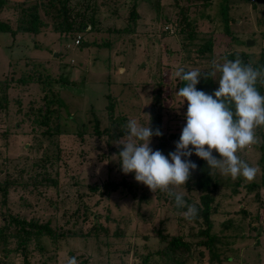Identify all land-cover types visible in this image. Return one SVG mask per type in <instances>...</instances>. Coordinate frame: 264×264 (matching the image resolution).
I'll list each match as a JSON object with an SVG mask.
<instances>
[{"label":"rangeland","instance_id":"obj_1","mask_svg":"<svg viewBox=\"0 0 264 264\" xmlns=\"http://www.w3.org/2000/svg\"><path fill=\"white\" fill-rule=\"evenodd\" d=\"M0 1V21L16 32L0 31V187L11 185L7 197L0 192V230L13 215L48 223L59 236L56 244L42 240L47 251L41 254L35 241L18 246L3 231L0 264H67L71 257L78 264H173L159 233L192 244L184 253L188 264H264V127L255 129L258 143L237 153L259 168L253 181L213 170L218 187L212 195L220 210L213 230L232 240L216 258L204 249L198 255L193 244L200 226L176 212L174 198L151 192L134 173L124 174L119 157L128 140L127 122L136 119L147 126L157 113L164 138L153 136L149 146L166 157L175 151L188 108L177 94L178 68L207 73L213 60L222 64L225 58L259 68L264 0H67L69 34L56 32L52 17L43 16L47 0ZM133 4L136 23L129 19ZM34 6L46 26L24 32ZM78 36L81 45L75 46ZM219 79V72L210 80L202 76L200 82L205 81L196 87L212 94ZM256 86L264 95V84ZM52 95L60 100L59 134L44 136L38 110ZM108 96L116 102L109 114ZM96 122L103 136L95 135ZM50 128L57 130L55 123ZM116 132L124 136L110 138ZM213 155L219 158L215 150ZM198 158L193 152L188 159ZM112 183L122 186L107 195L104 186ZM252 185L256 190L248 191ZM235 188L238 194L231 197ZM175 191L199 206V192L183 186ZM243 205L246 215L240 214ZM227 222L228 230L223 228ZM98 228L108 230L102 244L103 236L89 234Z\"/></svg>","mask_w":264,"mask_h":264},{"label":"clouds","instance_id":"obj_2","mask_svg":"<svg viewBox=\"0 0 264 264\" xmlns=\"http://www.w3.org/2000/svg\"><path fill=\"white\" fill-rule=\"evenodd\" d=\"M211 68L210 72L202 73L180 67L175 73L179 81L187 82L177 94L188 102L186 125L175 142V151L166 157L160 150H153L149 145L153 136L162 135L160 129L153 130L150 122L145 126L130 119L125 125L128 140L119 152L124 174L134 173L135 180L151 192L160 191L173 197L178 209H186L184 218L189 221L198 216L199 210L175 189L185 187L197 168L188 159L193 152L207 162L209 169L218 170L233 180L243 177L251 182L260 171L237 153L258 143L255 129L264 127V95L256 87L258 82L264 84V68L245 65L239 58H225L222 64L213 60ZM217 72L220 73L219 87L214 93L197 89L202 76L212 78ZM213 150L219 158L213 155ZM67 264H78V261L71 257Z\"/></svg>","mask_w":264,"mask_h":264},{"label":"trees","instance_id":"obj_3","mask_svg":"<svg viewBox=\"0 0 264 264\" xmlns=\"http://www.w3.org/2000/svg\"><path fill=\"white\" fill-rule=\"evenodd\" d=\"M139 1V0H136ZM134 1V2H136ZM1 3V1H0ZM47 8L44 9L43 11V16H51L53 22L52 23V28L58 32V33H72L73 31V23L68 19L70 11H68L67 8V0H47ZM136 4H133L131 11L129 12V19H133L132 21H135L137 18V13H136ZM222 11L224 15H226V8H222ZM27 18V26H25L24 32H31V33H38V31L43 28L45 23L42 21V16L41 14H38L37 7H31L28 10V15ZM129 20V21H130ZM185 20V19H184ZM137 21V20H136ZM136 21L134 23H136ZM229 20L226 19L227 25ZM189 23L187 22V25ZM84 25L80 26L79 31H82V28L84 29ZM181 33L184 31L183 27L179 29ZM0 31L10 33L12 35H15V30L11 29V27L3 21H0ZM228 30L225 31L226 35L228 34ZM192 35V32L187 33ZM81 45V44H80ZM263 58L260 59V62L257 67L259 68H264V55H262ZM210 80L211 78H207ZM205 81V80H203ZM201 81L200 84L203 82ZM260 87V86H256ZM212 88V86L210 87ZM209 92V91H207ZM109 99L108 104L105 106L106 112L108 110L109 114V108L110 110L112 107L115 106L116 102H113L112 98L110 96L107 97ZM60 100L55 96L52 95L51 100L45 105L43 110H38L39 115L41 117V120L37 126H42L45 127V131L42 132V135H58L59 134V122H60V114L57 113L56 106H59ZM232 105L233 111L235 108ZM109 120H111V116L109 115L107 117ZM98 121V120H97ZM151 122V128L155 130L156 128L160 129V125L162 123V116L160 113H157L156 115L153 114L150 119ZM55 123L57 126V130L52 133L50 131L51 124ZM95 135L100 137L103 136L102 132L98 131V123L96 122L95 124ZM124 136V132H116L114 136H110V138H115L116 140L119 139L120 137ZM159 140H163V135L158 136ZM197 165L196 170L192 173L190 179L187 181L185 185V189L188 192H193L197 191L201 195L199 197V206H196L199 210L198 216L192 220L191 222L194 223L195 225L200 226L196 234V240L197 242L193 244L196 246L195 249L198 251V255L202 256V251L201 250H206V252L209 254V256L212 258H216L217 256L216 253L220 251V249H223L226 247L228 244L232 243V240L229 241V237L225 236L224 234H216L214 233V217L219 213L220 210H217L216 208V203H215V196L212 195V191L216 190L218 187V182L215 181L213 178V170L208 168L207 162L204 161L201 158H198L196 162H194ZM122 185H125V181L121 182ZM9 184L6 183L5 185H1L0 187V192L3 197H7L8 194V188L11 187L8 186ZM119 183H112V184H106L104 186L105 192L107 195H110L113 191H117L119 187L122 186ZM237 187V186H236ZM257 186H249L247 187L248 191H255ZM235 194H238L236 191V188L232 191L230 196H234ZM231 196V197H232ZM174 209L178 213H184L186 209H178L174 205ZM240 214H247V209L246 206L243 205V208L240 210ZM244 215V216H245ZM13 225V229H11L10 225ZM234 227V226H233ZM223 228L228 230L230 228V222L224 223ZM5 231L4 235L14 237L16 239V242L19 245L24 244L27 240L28 241H35V245L39 247L38 251L43 254L44 252L47 251V247H45L44 243L45 241H52L51 243L56 244V239L59 237L55 234L54 230L51 229L48 223L46 224H41V223H36L34 220L32 221H27L25 218H19L13 215H8L6 216L4 222H3V228L0 230V236L1 232L3 233ZM224 233V232H223ZM262 233V232H261ZM92 236L95 237H100L98 241L102 244L101 240L103 239H108V230H103V229H97L93 230V233H89ZM42 240L44 242H42ZM158 241L161 244H165L166 248L169 250V252L172 254L171 258H173V264H188V258H184V253L187 251L191 250V243L184 240L183 237L181 236H171V237H166L163 234L159 233L158 234ZM46 243V242H45ZM107 244V243H106ZM108 245V244H107ZM106 245V246H107ZM181 257L184 260L181 262H177L178 258ZM210 261H212L210 259ZM220 263V261H218Z\"/></svg>","mask_w":264,"mask_h":264},{"label":"built area","instance_id":"obj_4","mask_svg":"<svg viewBox=\"0 0 264 264\" xmlns=\"http://www.w3.org/2000/svg\"><path fill=\"white\" fill-rule=\"evenodd\" d=\"M250 2L251 3H254V1L253 0H250ZM80 44H81V38L78 36L75 40H74V45L75 46H80ZM263 234H264V228H263Z\"/></svg>","mask_w":264,"mask_h":264},{"label":"water","instance_id":"obj_5","mask_svg":"<svg viewBox=\"0 0 264 264\" xmlns=\"http://www.w3.org/2000/svg\"><path fill=\"white\" fill-rule=\"evenodd\" d=\"M253 44H254V42H252V41H248V42H247V45H248V46L253 45ZM85 46H87V44H85ZM186 83H187V82H185V81H181V82H180V86H179V90H180L181 88H183V87L186 85Z\"/></svg>","mask_w":264,"mask_h":264},{"label":"crops","instance_id":"obj_6","mask_svg":"<svg viewBox=\"0 0 264 264\" xmlns=\"http://www.w3.org/2000/svg\"><path fill=\"white\" fill-rule=\"evenodd\" d=\"M88 46V45H87Z\"/></svg>","mask_w":264,"mask_h":264}]
</instances>
